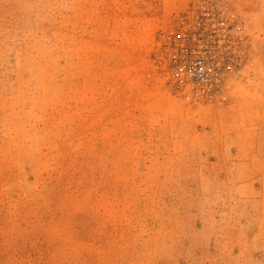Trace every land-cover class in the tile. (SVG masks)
<instances>
[{
	"label": "rangeland",
	"instance_id": "rangeland-1",
	"mask_svg": "<svg viewBox=\"0 0 264 264\" xmlns=\"http://www.w3.org/2000/svg\"><path fill=\"white\" fill-rule=\"evenodd\" d=\"M0 264H264V0H0Z\"/></svg>",
	"mask_w": 264,
	"mask_h": 264
},
{
	"label": "built area",
	"instance_id": "built-area-1",
	"mask_svg": "<svg viewBox=\"0 0 264 264\" xmlns=\"http://www.w3.org/2000/svg\"><path fill=\"white\" fill-rule=\"evenodd\" d=\"M191 75L197 78L198 84L206 83L208 81L209 74L213 73V68L202 62L196 65L194 71H190Z\"/></svg>",
	"mask_w": 264,
	"mask_h": 264
}]
</instances>
